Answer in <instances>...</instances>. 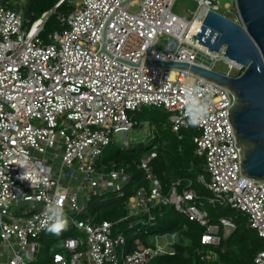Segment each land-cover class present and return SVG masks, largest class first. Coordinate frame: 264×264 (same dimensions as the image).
I'll list each match as a JSON object with an SVG mask.
<instances>
[{
    "label": "built area",
    "instance_id": "1",
    "mask_svg": "<svg viewBox=\"0 0 264 264\" xmlns=\"http://www.w3.org/2000/svg\"><path fill=\"white\" fill-rule=\"evenodd\" d=\"M123 1L59 0L54 9L32 20L25 15L26 0H0V264H37L40 240L49 233L42 222L50 201L60 202L68 227L80 234L63 240L65 251L51 247L47 264H152L175 254L177 233L170 235L172 240L156 236L155 244L130 251L126 234L116 232L115 222L82 218L94 194L125 195L130 181L126 168L99 169L100 161L114 135L122 133V146L131 144L128 137L137 125L133 114L144 106L169 111L177 134L197 128L196 153L206 159L210 176L198 180L211 192L208 201L241 211L264 240V183L242 173L228 117L232 92L183 69L134 66L100 51L103 27ZM195 1L197 8L188 18L173 12L176 0H127L105 27V49L137 64L146 58L215 70V62L223 59L229 66L224 74L238 76L245 68L224 55L225 46L211 51L193 36L210 11L242 23L236 0L224 7L220 0ZM64 2L70 10L59 15L63 28L44 39L47 20ZM135 6L138 10L131 11ZM160 36L168 38L165 52L155 48ZM199 53L212 63L199 59ZM232 70L238 74L232 75ZM186 87L199 90L201 102L209 106L197 126L187 123ZM156 157L154 150L141 160L151 186H141L128 198L125 219L134 218L130 228L143 223L144 216L154 223L153 208L172 204L205 228L197 253L212 260L215 248L235 230V222L221 217L212 223L195 190L179 191L180 181L163 194L151 167ZM253 264H264V250Z\"/></svg>",
    "mask_w": 264,
    "mask_h": 264
},
{
    "label": "trees",
    "instance_id": "2",
    "mask_svg": "<svg viewBox=\"0 0 264 264\" xmlns=\"http://www.w3.org/2000/svg\"><path fill=\"white\" fill-rule=\"evenodd\" d=\"M58 1L26 0L25 15L32 20L38 19L44 12L54 9ZM69 10L68 3L64 2L50 16L42 34L44 39H47L49 33L63 28L59 15ZM168 112L162 107L144 106L133 114L137 122L136 127L144 120L155 128L151 141L131 143L129 146L114 149L108 155L104 153L99 166V169L103 166L108 169L118 166L126 168L130 181L124 187L125 195L121 196L120 192L114 191L102 195L94 194L82 218H91L95 222L113 221L120 231L124 233L132 231V238H127L130 251L137 248L135 240L138 237L144 239L149 235L156 237L179 234L180 241L176 244L175 254L157 258L156 262L160 264H253L257 254L264 250V240L257 230L249 226L245 214L231 207L213 205L208 201L211 192L198 180L200 175L210 177L205 170L206 159L196 153L194 137L199 131L195 127H190L182 129L177 134L171 127ZM112 144L105 150L112 148ZM154 150L157 151V157L151 163L152 172L161 182L163 194H168L173 184L180 181L179 191L195 190L199 196L198 203L203 202L212 223H219L221 217L231 218L235 222V230L230 236L224 237L221 244L215 248V257L212 260H203L197 253V249L202 248L201 236L205 228L198 222L190 220L172 204H162L153 208L152 213L156 220L154 223L149 222L150 225L140 223L135 228H130L134 218L125 219L129 213L126 203L128 198L134 196L141 186L147 188L151 186L146 172L140 168V162ZM136 230H139V233L135 234ZM147 241L145 240L146 245Z\"/></svg>",
    "mask_w": 264,
    "mask_h": 264
},
{
    "label": "water",
    "instance_id": "3",
    "mask_svg": "<svg viewBox=\"0 0 264 264\" xmlns=\"http://www.w3.org/2000/svg\"><path fill=\"white\" fill-rule=\"evenodd\" d=\"M126 1L114 8L104 25L100 51L134 66L183 69L229 89L234 103L228 117L240 153L242 173L264 183V0H236L242 23L210 11L198 35H193L211 51L220 52L225 46L224 55L245 68L238 76L187 62L141 58L137 64L112 55L105 49V27L117 7Z\"/></svg>",
    "mask_w": 264,
    "mask_h": 264
},
{
    "label": "rangeland",
    "instance_id": "4",
    "mask_svg": "<svg viewBox=\"0 0 264 264\" xmlns=\"http://www.w3.org/2000/svg\"><path fill=\"white\" fill-rule=\"evenodd\" d=\"M234 2L235 0H220V3L223 7L226 6L227 4H234ZM196 8H197V2L195 0H176L173 6V12L179 16L191 18L192 17L191 12L194 11ZM137 10H138L137 6L131 8V11L133 12ZM155 48L157 50L165 52L168 48L167 36H160L157 41V44L155 45ZM199 59L203 60L204 62L208 64L212 63L206 56H203L202 53H199ZM213 67L216 71L221 72V73L229 72V66L223 59L217 60L215 64L213 65ZM230 73L232 75H237L238 71L232 70ZM168 114L171 115V113L169 112ZM153 133H155V128L143 120V123H141L138 127H136L135 129L131 131L130 136L128 138L132 144H136L138 142L147 143L151 141L153 137ZM121 137H122V133L114 135V143L112 144L113 149L110 148L108 149L109 151L105 150L104 151L105 155L110 154L114 149L122 148V145L119 144L121 142ZM143 223H146V224L149 223L147 221V216H144ZM116 232H120V229L118 227H116ZM131 232L132 231L125 233L128 239L132 238L133 233ZM79 234L80 233L77 230H75L72 227H68V226L66 230L62 231L59 235H54L52 233L45 234L40 240L42 244V252L40 254V257L37 260V264H47L52 254L51 247L59 251H65L63 240L66 237L78 236ZM166 239L172 240V237L170 235H167V237L164 238V240ZM145 240L146 241L148 240L147 245L155 244V242H157V238L154 235H149L147 238H144V239L138 237L135 240L137 247L141 248L144 244L146 245ZM156 260L157 259L153 260L152 264H160V263H157Z\"/></svg>",
    "mask_w": 264,
    "mask_h": 264
},
{
    "label": "clouds",
    "instance_id": "5",
    "mask_svg": "<svg viewBox=\"0 0 264 264\" xmlns=\"http://www.w3.org/2000/svg\"><path fill=\"white\" fill-rule=\"evenodd\" d=\"M183 92L186 105L185 115L188 117L187 123L190 126H197L208 115L209 106L207 103L201 102L199 90L193 87H186ZM23 178L28 179L26 174ZM42 226L54 235H59L62 231L66 230L68 219L59 201H50L48 203Z\"/></svg>",
    "mask_w": 264,
    "mask_h": 264
},
{
    "label": "bare ground",
    "instance_id": "6",
    "mask_svg": "<svg viewBox=\"0 0 264 264\" xmlns=\"http://www.w3.org/2000/svg\"><path fill=\"white\" fill-rule=\"evenodd\" d=\"M175 76H176V72H175V71H172V72H171V77H172V78H175Z\"/></svg>",
    "mask_w": 264,
    "mask_h": 264
}]
</instances>
